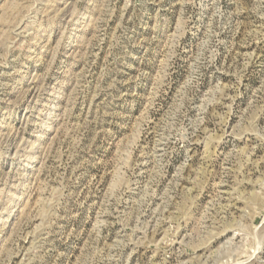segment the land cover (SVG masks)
Segmentation results:
<instances>
[{
  "label": "rangeland",
  "instance_id": "rangeland-1",
  "mask_svg": "<svg viewBox=\"0 0 264 264\" xmlns=\"http://www.w3.org/2000/svg\"><path fill=\"white\" fill-rule=\"evenodd\" d=\"M0 264H264V0H0Z\"/></svg>",
  "mask_w": 264,
  "mask_h": 264
}]
</instances>
